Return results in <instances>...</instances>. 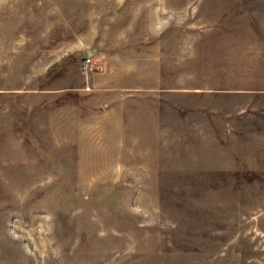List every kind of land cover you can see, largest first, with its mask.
<instances>
[{
	"label": "rangeland",
	"instance_id": "374dc122",
	"mask_svg": "<svg viewBox=\"0 0 264 264\" xmlns=\"http://www.w3.org/2000/svg\"><path fill=\"white\" fill-rule=\"evenodd\" d=\"M0 264H264V0H0Z\"/></svg>",
	"mask_w": 264,
	"mask_h": 264
},
{
	"label": "built area",
	"instance_id": "2783aa9c",
	"mask_svg": "<svg viewBox=\"0 0 264 264\" xmlns=\"http://www.w3.org/2000/svg\"><path fill=\"white\" fill-rule=\"evenodd\" d=\"M93 59L89 56H86L83 60L82 68L83 70L88 73L90 69L92 68Z\"/></svg>",
	"mask_w": 264,
	"mask_h": 264
}]
</instances>
